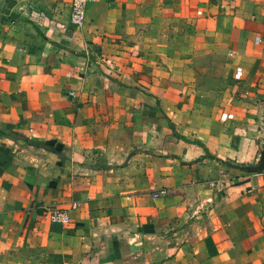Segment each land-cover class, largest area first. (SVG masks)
Masks as SVG:
<instances>
[{
    "label": "crops",
    "instance_id": "0c3cea01",
    "mask_svg": "<svg viewBox=\"0 0 264 264\" xmlns=\"http://www.w3.org/2000/svg\"><path fill=\"white\" fill-rule=\"evenodd\" d=\"M71 1L0 0V264H264V0Z\"/></svg>",
    "mask_w": 264,
    "mask_h": 264
},
{
    "label": "built area",
    "instance_id": "2783aa9c",
    "mask_svg": "<svg viewBox=\"0 0 264 264\" xmlns=\"http://www.w3.org/2000/svg\"><path fill=\"white\" fill-rule=\"evenodd\" d=\"M93 0H72L71 1V13L70 22L76 26L81 27L85 23L86 19V7L89 2ZM240 75L242 72H238ZM161 193H164L163 191ZM160 193H155V196H159ZM48 218L51 222L59 224H68L71 221V215L68 209L54 208L49 210Z\"/></svg>",
    "mask_w": 264,
    "mask_h": 264
},
{
    "label": "rangeland",
    "instance_id": "374dc122",
    "mask_svg": "<svg viewBox=\"0 0 264 264\" xmlns=\"http://www.w3.org/2000/svg\"><path fill=\"white\" fill-rule=\"evenodd\" d=\"M207 82L212 84V86H214L215 84L217 85L218 80L215 76H212L209 80L205 81V83H207Z\"/></svg>",
    "mask_w": 264,
    "mask_h": 264
},
{
    "label": "water",
    "instance_id": "95a60500",
    "mask_svg": "<svg viewBox=\"0 0 264 264\" xmlns=\"http://www.w3.org/2000/svg\"><path fill=\"white\" fill-rule=\"evenodd\" d=\"M260 162H261L262 164H264V151H263V153H262V157H261Z\"/></svg>",
    "mask_w": 264,
    "mask_h": 264
}]
</instances>
